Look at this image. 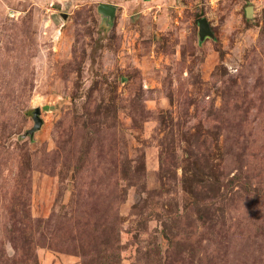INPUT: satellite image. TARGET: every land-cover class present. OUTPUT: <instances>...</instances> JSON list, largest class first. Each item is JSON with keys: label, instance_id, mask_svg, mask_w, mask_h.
Masks as SVG:
<instances>
[{"label": "rangeland", "instance_id": "374dc122", "mask_svg": "<svg viewBox=\"0 0 264 264\" xmlns=\"http://www.w3.org/2000/svg\"><path fill=\"white\" fill-rule=\"evenodd\" d=\"M0 264H264V0H0Z\"/></svg>", "mask_w": 264, "mask_h": 264}, {"label": "water", "instance_id": "95a60500", "mask_svg": "<svg viewBox=\"0 0 264 264\" xmlns=\"http://www.w3.org/2000/svg\"><path fill=\"white\" fill-rule=\"evenodd\" d=\"M98 11L104 15H110L113 16L115 13V8L113 6L101 4L98 8ZM200 26V38L201 40L205 39L206 36H211V30L209 23L206 19H201L199 22ZM41 110L39 108H36L33 112V122L34 126L29 131V134L33 135L37 130H39L43 124V121L40 118Z\"/></svg>", "mask_w": 264, "mask_h": 264}]
</instances>
